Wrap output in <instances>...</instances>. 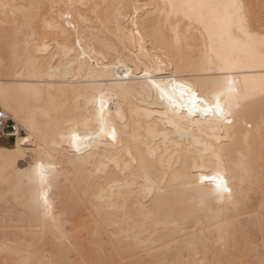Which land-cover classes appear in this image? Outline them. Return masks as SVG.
Here are the masks:
<instances>
[{
    "label": "bare ground",
    "instance_id": "1",
    "mask_svg": "<svg viewBox=\"0 0 264 264\" xmlns=\"http://www.w3.org/2000/svg\"><path fill=\"white\" fill-rule=\"evenodd\" d=\"M233 2L245 5L257 39L250 48L225 53L226 41L209 39L208 15L184 6ZM249 2L0 0V12L11 13L16 34L13 40L5 24L0 108L21 130L11 145H0V184L9 185L18 206L31 216L26 226L9 232L50 234L59 241L86 234L88 242H101L103 235L102 244L115 254L128 248L135 260L147 257L151 264H260L264 21ZM44 6L51 17L38 31L32 26L34 12ZM15 13H23V22L17 19L21 27ZM225 58L231 59L228 71L222 70ZM189 88L200 99L210 97L212 106L216 95L224 106L233 103L232 115L189 113L188 97L182 95ZM102 129H115L117 139ZM73 130L93 138L87 149L76 152L69 145ZM41 164L50 169L44 184L36 175ZM218 173L230 189L222 195L201 179ZM41 188L50 205L47 214ZM186 188L203 189L209 198L214 194L224 207L212 208L206 197ZM70 210L81 214L79 222L73 223ZM195 211L211 224L197 227L201 222L191 218L194 225H188L192 213L198 219ZM22 242L2 238L0 251L14 255L17 264L57 263L25 241L20 247ZM227 253L232 258L224 259Z\"/></svg>",
    "mask_w": 264,
    "mask_h": 264
},
{
    "label": "rangeland",
    "instance_id": "2",
    "mask_svg": "<svg viewBox=\"0 0 264 264\" xmlns=\"http://www.w3.org/2000/svg\"><path fill=\"white\" fill-rule=\"evenodd\" d=\"M248 2L250 3L249 5H250L251 8H255L257 10L259 9L260 19L262 21H264V0H248ZM41 9L42 10L45 9L44 10L45 13ZM37 12H38V14H36V11L34 12L35 13V18L37 19V22H36V19L33 18L34 22H32V26L36 27L37 30L39 29L40 31H42L43 28H44V27H42V25L44 26L43 23L46 21L45 19L49 20L50 17H51L50 8H49V6L40 7L37 10ZM9 13L10 12H7V10H6L5 14L7 16L5 14H2V13L0 14V18H1L0 20H3L4 22L6 20L8 21V22H5V23L3 22V25L0 26V41H1V38H2V36L4 34V31L6 32V26H7V29L10 28V30H7V31H11V28H12V26L9 23V22H11L12 17H10L11 13H10V15H9ZM22 14L23 13H21V14L15 13V15H14L15 19L16 20L19 19L20 22H23V21H21L22 19H20L21 16L19 17V15H22ZM39 17L41 18V19H39L40 21L38 20ZM8 18H9V20H8ZM19 20H17L16 22L20 23ZM42 21H44V22H42ZM7 23L10 25L9 27H8ZM18 23H16V25ZM5 24H6V26H5ZM20 24H18V25L21 27L23 24H21V25ZM41 33H44V31L41 32ZM14 34H15V31L12 32V37H14L13 40L16 37V34H15V36H13ZM0 45H1V43H0ZM1 47H4V46L1 45L0 48ZM6 49L5 50L2 49V48L0 49V52L1 51L4 52V54H2V53L0 54L2 57H4L5 53L8 51V48H6ZM11 143H12V141H5L4 145L5 146H9V145H11ZM20 167L24 168V167H26V164L24 162H21ZM196 189H198V190H196ZM196 189H195L196 191H194V190L190 191V189H188V188H186L185 190L187 192L188 191L191 192V194H196L195 196H200V194H201L200 192L201 191H203L202 193L204 194V190L203 189L202 190L200 188H196ZM0 191H2L1 198H0V230H1L2 227H3L2 229H5V227H6V231L1 230L2 232H0V239L7 238V239H9L11 241H14V240L17 241V239L22 240L23 242L25 241L31 246L32 250L34 249L37 252H39L41 254H44L45 256L50 258L51 261H52V259H53V261L55 260V262H57L55 264H151V262H152L147 257H142V256H140L141 259H139V257L136 256V260H135V257L134 258L132 257L133 252L131 250H129L128 248L126 250H125V248L120 249L121 252L118 253V254H120L121 257H119V255L115 254L112 251V249H110V247H108L106 245L104 246V244H102L104 242L105 243L107 242V239L103 235L101 236V239H102L101 242L98 240V238L97 239H92V242H88V239H90V237H89V235H86V234H82V235L71 234V235L66 236L63 239H61V241H59V239L57 237H55L53 235H50V234H45V235H31V234L21 235V234L9 232L10 228L11 229L14 228L12 230H16L15 229L16 227L20 228L23 225L26 226L28 224L26 222L28 220H30L29 218L31 216L27 215L28 216L27 217L24 214L23 209L21 207H19L20 204H18V201L14 198V196H12L10 194L9 185L8 184H0ZM252 195L253 194H251V196ZM201 196H203V195L201 194ZM203 197H206V199L203 198ZM203 197L202 198L206 201V203L212 205V208H217L219 205H220V207H224L223 203H221V204L218 203L219 205L217 204L216 195L214 196V194H213V196L211 195L210 198H209V194H208V196L204 195ZM56 202L60 205L59 201H56ZM58 204H56L57 208L61 209V206H59ZM198 207L201 208V205H198ZM195 212L198 214L197 211H195ZM201 213L203 215H201ZM201 213L198 214L199 215L198 219H197L196 215L192 213L190 215L189 220H188L189 221L188 225H190V226L194 225V224H192L193 221H194V223L196 221H199V224L201 222V225H196L197 227L198 226L205 227V223L208 222V221H209L208 223L210 225L211 224L210 223L211 222L210 218L205 216L206 219L203 220L204 219L203 218L204 213L202 211H201ZM223 214H226L225 208L223 210ZM68 216L71 218L73 223L79 222L81 220V214L79 212H77V211L70 210ZM200 218H201V220H200ZM190 219H191L192 223H191ZM28 222H30V221H28ZM203 223H204V226H203ZM208 223H206L207 226H208ZM196 224H197V222H196ZM23 242H22L23 245L20 244V247L24 246ZM27 243H26V245H28ZM129 251H131L132 254ZM62 252L65 253L66 255L65 254L63 255ZM125 252L127 254H125ZM128 252H129V255H128ZM228 253H227V255L224 256V259H226V258L228 259V257L231 256L230 254L233 255L231 250H230V254H228ZM123 254H125V255H123ZM67 256H68L69 259H67V261H66V259L64 257H67ZM125 256H127V258ZM171 256H173V254ZM238 256H240V255L238 254ZM129 257H131L132 261H131V259H129ZM221 257L222 256H220V258ZM15 258L16 257H14V255H12V254L10 255V254H8L6 252L0 251V264H17L19 261H17L16 260L17 258L16 259ZM120 258L123 261L122 263L119 262V261H121ZM143 258H144V260H143ZM229 258H232V256L229 257ZM145 260H147V261L149 260L150 263L146 262ZM174 263L178 264L179 262L177 261V263L176 262H174ZM174 263L171 262V264H174ZM162 264H166V262L162 263Z\"/></svg>",
    "mask_w": 264,
    "mask_h": 264
},
{
    "label": "snow or ice",
    "instance_id": "3",
    "mask_svg": "<svg viewBox=\"0 0 264 264\" xmlns=\"http://www.w3.org/2000/svg\"><path fill=\"white\" fill-rule=\"evenodd\" d=\"M3 7L7 9L10 7L8 4H4ZM187 9H190L194 14L203 17L205 14L212 20V27L209 29V39L212 40L215 44L217 39L224 43L227 42L225 46V53L229 49L235 51L240 48H250L253 41L257 39L249 30L250 19L248 12L246 11L245 5L240 2H233L228 5H217V4H189L185 5ZM224 9V11H221ZM262 45H264V37H261ZM231 59L225 58L223 63L224 71H228L231 67ZM157 88L160 87V84L153 81ZM183 87V86H181ZM163 95L167 93L163 92ZM182 95H187L188 97V112L192 113L193 111L197 113H204L207 115L208 112H212L214 116H217L218 119H224L226 116L232 115L233 107L236 106L233 103H229L227 106L221 104L220 96L216 95L215 104L212 106L211 98L204 97L200 99L197 96L195 91H192L190 88L186 89ZM171 100V97H168ZM174 103V101H173ZM104 135H110L113 140L117 139V134L115 129L110 131L102 129ZM69 145L76 151L81 152L82 150L87 149L89 142L93 139L92 137H83L76 130H73L67 135ZM50 172V169H46L43 164L37 166L36 175L39 178L41 184H44L46 181L47 174ZM202 181H209L211 185L218 191V194L222 195L224 192H229L230 189L227 187V180L221 174H216L211 177L204 176L201 178ZM41 200L42 207L47 214L49 209V201L47 194L43 188H41ZM40 203V201H37ZM260 264H264V259H261Z\"/></svg>",
    "mask_w": 264,
    "mask_h": 264
},
{
    "label": "built area",
    "instance_id": "4",
    "mask_svg": "<svg viewBox=\"0 0 264 264\" xmlns=\"http://www.w3.org/2000/svg\"><path fill=\"white\" fill-rule=\"evenodd\" d=\"M19 133L21 130L16 122L0 108V145H4L5 141L13 142Z\"/></svg>",
    "mask_w": 264,
    "mask_h": 264
}]
</instances>
